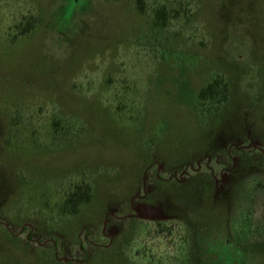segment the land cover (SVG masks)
Segmentation results:
<instances>
[{
	"label": "rangeland",
	"instance_id": "rangeland-1",
	"mask_svg": "<svg viewBox=\"0 0 264 264\" xmlns=\"http://www.w3.org/2000/svg\"><path fill=\"white\" fill-rule=\"evenodd\" d=\"M143 4L0 0V264H264V0Z\"/></svg>",
	"mask_w": 264,
	"mask_h": 264
},
{
	"label": "trees",
	"instance_id": "trees-1",
	"mask_svg": "<svg viewBox=\"0 0 264 264\" xmlns=\"http://www.w3.org/2000/svg\"><path fill=\"white\" fill-rule=\"evenodd\" d=\"M136 4L140 11H144L143 0H136ZM168 15V7L165 4L160 5L155 9V19L163 26L167 23ZM37 23V18L30 16L24 25H19V33L17 36H25L29 34L35 29ZM228 91V84L223 80V78L215 77L211 81L205 83L198 90L197 97L201 104H204L205 102L221 104L226 102ZM53 126V132L57 134L60 130L58 128L60 126V122L58 120L54 121ZM69 133V129L64 132L65 135ZM64 134L62 136H64ZM157 178H159L158 175L156 176V179ZM93 197L94 188L90 183L85 180L77 182L66 192L64 199L59 206V211L63 215L75 216L79 214L82 206L91 202Z\"/></svg>",
	"mask_w": 264,
	"mask_h": 264
},
{
	"label": "bare ground",
	"instance_id": "bare-ground-1",
	"mask_svg": "<svg viewBox=\"0 0 264 264\" xmlns=\"http://www.w3.org/2000/svg\"><path fill=\"white\" fill-rule=\"evenodd\" d=\"M149 210H151V209H149Z\"/></svg>",
	"mask_w": 264,
	"mask_h": 264
}]
</instances>
